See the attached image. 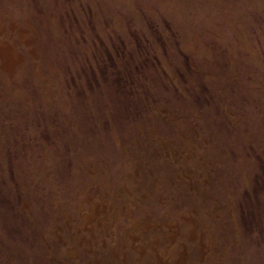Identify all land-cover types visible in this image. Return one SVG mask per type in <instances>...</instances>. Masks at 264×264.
<instances>
[{"label":"rangeland","instance_id":"obj_1","mask_svg":"<svg viewBox=\"0 0 264 264\" xmlns=\"http://www.w3.org/2000/svg\"><path fill=\"white\" fill-rule=\"evenodd\" d=\"M0 264H264V0H0Z\"/></svg>","mask_w":264,"mask_h":264}]
</instances>
